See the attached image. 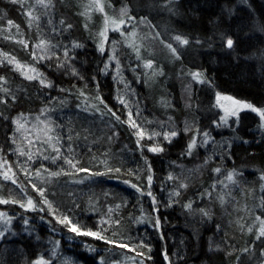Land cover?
Returning <instances> with one entry per match:
<instances>
[{"label":"rangeland","instance_id":"obj_1","mask_svg":"<svg viewBox=\"0 0 264 264\" xmlns=\"http://www.w3.org/2000/svg\"><path fill=\"white\" fill-rule=\"evenodd\" d=\"M251 1L256 0H229L231 5L228 9L230 13L242 9L250 12ZM34 3L36 10L43 7L38 0ZM21 9L25 10V13L31 11L33 15L27 0H23ZM121 10L115 13L114 20L117 23L122 19H117L122 17ZM105 19L106 16L104 27ZM108 20L107 39L101 37L104 52L97 48L98 67L102 70L99 68V71L103 74L110 71L115 76L126 72L138 82L137 70L123 65L118 55L123 40L117 32L123 30L129 22L124 19L126 22L120 25V30L112 31L116 24L111 23L112 20L109 18ZM9 21L12 20L8 5L5 0H0V61H3L0 62V77L4 78L0 80V102L6 104L5 108L10 107L2 122L0 165L6 166H0V173L7 172L9 176L14 173L17 178L13 183L11 180H4L0 175V199L15 200L25 206L31 199L35 205L31 209L44 212V227L48 232L41 231L42 239L37 242L34 239L35 229L29 223H24L27 220L25 217L32 216L26 214L25 217L21 215L12 217L3 207L0 208V213L4 214L0 215V232L4 235L0 236V245L2 241V244H5L13 237L16 232L13 226L15 224L16 230L24 235L20 238L22 242L33 239L32 245L27 248L33 264L40 258L46 264H139L141 260L143 264H148L144 259L153 243H161L162 246L159 248L161 260L154 261L155 264H192L187 263L169 247L162 231L155 226L157 219L152 215L151 198L153 193L156 194L162 189L157 181L152 190H149V184L141 176L139 162L128 173L122 174L123 169L115 171L119 168L114 167L113 160L123 147L115 134L113 116L108 112V109L114 112V108L95 88L92 82L94 73L86 74L78 80L61 79L63 84H57L52 89L54 94L51 98L44 100L34 93L35 85L42 86L39 79H26L16 64L7 63L4 58L5 54L8 58L15 57L20 65L25 66V70L35 69V72L28 71L29 75L40 73L48 83L47 74L40 68L43 59L38 58L44 53L36 47L41 38H35L30 42L27 35L20 30L17 31V28L13 27L14 23L9 25ZM168 38L169 42H176L173 36L169 35ZM228 38L234 42L230 35H224L223 46L227 50H233L234 44L231 49L226 47ZM21 40L28 45L27 48L19 43ZM113 56L115 59H110ZM5 66L9 67L7 71L4 69ZM199 79L204 80V77ZM9 80L12 81V88L16 86L14 92L8 86ZM190 85L191 82L183 94L184 106L187 109L182 119L177 120L172 114L161 118L164 133L177 132L176 136L167 139L166 144L168 147L166 159L173 173L165 177L166 184L169 179L168 184L172 186L165 195L175 196L174 193L185 195L187 191L186 195L191 201V208L180 205L172 208L174 220L186 217L191 221L193 228L202 225L206 232L210 223L217 226L229 242V247L226 245L225 248H217L224 250L226 264H264V237L257 238L260 221L256 219L257 217L264 219L262 179L264 165L251 163L236 153V148L238 151L242 147L245 148L251 137L264 146L262 121L256 113L244 109L239 111L238 116H229L227 124H221L220 117L225 115L224 108L231 109L233 106L231 101L226 100L219 102L223 107L217 106L215 92L213 100L218 110L217 117L198 126L191 114L187 113L190 106L188 101ZM30 91H33V94H30ZM219 93L221 96H230L235 100L251 103L227 93ZM101 99L103 104L100 103ZM255 106L264 108V101L262 105ZM17 121L23 125L19 131ZM81 123L83 128H80ZM213 126L223 128L226 134L215 135L211 130ZM95 133L98 135L96 141L99 144L94 145L91 150L95 153L94 156L92 153L87 154L84 156L85 159L75 162L72 157L73 147H82L84 137H90ZM205 133L208 135L205 136ZM163 137L165 138V134ZM193 139L197 143L189 152L188 145ZM154 141L152 139V142ZM149 144L147 150L151 148ZM56 149H59V154ZM163 150L165 151V148ZM29 156L32 158L29 159ZM69 159L75 167L66 163ZM50 173L59 175L53 176ZM93 173L106 175L97 176L92 175ZM230 173L233 175L231 181L228 180ZM192 177L194 179L190 181ZM203 177H207L208 180L201 183ZM33 184L44 190L43 196L33 188ZM166 184L163 182L164 189H168ZM94 200L96 208H90L88 205ZM123 205L128 208L125 215L120 211ZM65 216L69 218L71 224L82 226V232H99L103 238L96 239L93 236L71 232L69 230L71 224L59 222ZM123 226H127V230L122 229ZM205 231H202L204 235ZM193 232L196 233L194 229ZM111 235H115L117 241L114 242ZM194 235L192 239L204 237L196 234L194 238ZM245 249L248 251H244ZM140 253L143 255H139ZM165 253L168 256L167 260ZM196 254L202 256L201 245L196 246Z\"/></svg>","mask_w":264,"mask_h":264},{"label":"trees","instance_id":"obj_2","mask_svg":"<svg viewBox=\"0 0 264 264\" xmlns=\"http://www.w3.org/2000/svg\"><path fill=\"white\" fill-rule=\"evenodd\" d=\"M27 1L33 16L39 17L31 26L28 24L29 18L25 10L21 9L20 2L13 3L12 0H5V3L8 5L15 29L18 25L19 30L27 35L30 42L35 38L50 42V50L47 53L50 58L43 59L40 68L47 74V81L51 87L35 85L34 93L44 100L50 99L54 94L52 89L57 84H63L61 79L78 80L93 72L92 82L95 88L109 101L114 112L120 117L119 121L112 117L115 123V134L123 147L121 152L115 155L113 165L119 170L123 169L121 173L125 174L132 171L139 162L141 176L149 184V190H152L156 181L162 188L158 193H153L151 207L152 215L159 220L158 228L162 231L169 247L187 263L226 264L224 250L217 248H225L226 245L229 247V242L217 226L210 223L206 232L202 225L201 229L193 228L191 221L186 217L174 220L172 208L176 205L186 207L191 204V201L186 195L187 191L185 195H165L167 190L172 189V186L168 184L169 179L167 184L165 180L172 170L166 159L168 141L163 137L165 133L161 118L172 114L175 119H182L187 109L184 106L183 94L190 82L188 97L190 106L187 113L191 114L194 123L198 126L217 117L218 110L213 100L215 92L227 93L246 99L255 105H262L264 101V0L251 1L250 12L242 9L231 13L228 9L231 5L229 0H174L171 4H168L167 0H102L105 5L104 12L92 11L88 15L81 13L86 11L85 6L89 0H52L51 7H41L38 10L34 7L36 0ZM165 7H169L170 10ZM125 8L127 15L117 18L129 22L123 30L117 32L123 40L118 55L123 65L137 70L138 82L126 72L119 76H115L112 71V74L110 71L103 74L101 67H98L97 48L101 41L98 34L103 30L104 16L114 20L116 11ZM68 25L71 27L69 28ZM169 35L173 37L180 35L189 43L180 45L173 41L169 42ZM224 35H230L234 39L233 50L224 48L222 41ZM169 43L177 48L176 54L167 48L166 45ZM73 44H80L82 47H73ZM65 49L68 50L67 57ZM65 61V67H57ZM148 61L152 62L151 68L145 67ZM4 69L7 71L9 67L5 66ZM73 69L76 70V74H73ZM196 72L202 73L206 82L194 80L191 73ZM10 81L8 86L14 92L16 86L12 88V81ZM30 94H33V91H30ZM121 98L125 103L120 102ZM5 105L0 102L1 139L2 122L10 108H5ZM130 112L132 113L131 121ZM71 119H73L72 116ZM132 121L145 131V136L139 140V144L137 132L140 129L132 128ZM80 126V128L84 127L82 123ZM211 130L218 136L226 134L223 128L213 126ZM151 133L159 135L150 139ZM97 137L96 133L90 137H84L82 147H73L72 157L75 162L85 159L84 156L87 154L92 153L94 156L95 153L91 150L94 145L99 144L96 141ZM152 139L155 141L152 142ZM148 143H150L149 147L159 146L162 149L165 148V151L151 152L147 150ZM236 153L251 163L264 165V146H261V143L253 137L248 139V145L245 148L242 147L239 151L236 148ZM192 156L193 154L190 155ZM149 176L151 182H149ZM10 177L9 180L17 181L14 173ZM193 179L192 177L190 181ZM204 180L207 181L208 178L203 177L200 182L204 183ZM163 182L168 189H164ZM96 205L94 200L88 206L96 208ZM3 207L12 217L15 215L25 217L26 214L32 216L25 219L35 229L34 239L37 242L42 239L41 231L48 232L44 227L43 211L33 210L27 206L21 207V204L17 202L0 203V208ZM120 211L122 215H125L128 211L127 206L123 205ZM13 226L16 231L13 237L5 244L1 242L0 264H33L27 252L33 239L22 242L20 238L24 235L16 230L17 225L13 224ZM122 229L127 230V226H123ZM202 231L206 234L204 235ZM193 234H195L194 238L196 234L204 237L192 239ZM114 236L110 237L115 242L117 240ZM198 245H201L203 249L200 257L196 254ZM159 248H162L161 243H153L144 262L152 264L153 261L155 264L154 261L161 260Z\"/></svg>","mask_w":264,"mask_h":264},{"label":"snow or ice","instance_id":"obj_3","mask_svg":"<svg viewBox=\"0 0 264 264\" xmlns=\"http://www.w3.org/2000/svg\"><path fill=\"white\" fill-rule=\"evenodd\" d=\"M13 3H16V2H20L21 3V6L23 7V0H12ZM174 0H167V3L168 4H171L173 3ZM38 3L45 7V8H48V7H51V4H52V0H38ZM86 7V11L84 13H81L82 15H88L89 13H91L92 11H99V12H104V8H105V5L102 3V0H89V3L85 6ZM26 15L28 16V24L29 26H31L33 24V22L37 21L39 19V17H36V16H33L31 11L27 12ZM127 15V9H122L121 10V16H126ZM130 19V17H129ZM125 20L124 19H121L118 23L115 21V20H112L111 23L113 24H116V27L112 29V31H119L120 30V25H123L125 24ZM9 25H11L13 22L12 21H9L8 22ZM61 23H64L63 21H61ZM108 23H109V20L108 18L106 17L105 19V27L104 29L98 34L100 37H103L105 40L107 39L106 37V33L108 31ZM87 26V25H86ZM17 31H19V26L17 25ZM68 27L70 28L71 25H68ZM123 35V33H122ZM178 44L180 45H186L189 43V41L186 39V38H183L181 37L180 35H177L173 38ZM19 43H21L25 48H27V44L21 40L19 41ZM233 40L231 38H228L226 40V47L231 49L233 47ZM50 42L49 41H46L44 39H40L39 43L36 45L37 48H39L43 53L44 55L38 57L39 59H46V58H50L48 57L47 53L49 52L50 50ZM167 48L173 53V54H176L177 53V48L173 47V45L171 43L167 44L166 45ZM52 47H55V46H52ZM73 47H82V45L80 44H73ZM99 47V50L101 52H104V47H103V40L101 41L100 45H98ZM139 50L137 49V52ZM65 56L67 57L68 56V50L65 49ZM5 60L7 63H10V64H16L17 66V69L18 70H21V74L25 76L26 79L28 80H35V79H39L40 81V84L42 86H45V87H51V84L50 83H46L45 82V79L42 77V74L40 73H36L35 75H29L28 74V71H31V72H35V69L32 68V69H28V70H25V66L23 65H20L19 62H17L15 60V57H12V58H8L7 57V54H5ZM110 59H115V56L113 57H110ZM0 62H3V61H0ZM66 66V61L57 65V67H65ZM145 67L146 68H151L152 67V62L151 61H148L146 64H145ZM108 68V65L106 64L105 65V69ZM117 68H119V63L117 62ZM73 74H76V70L73 69ZM192 77L194 80H199V82L203 83V82H206L204 80H200L199 78L202 77V73H191ZM4 79L3 77H0V80ZM6 91V89H5ZM81 95H83V93L81 92ZM216 97H217V106H220V107H223V105H221L219 102L221 100H226V101H231L232 103V108L229 109V108H224V111H225V115L224 116H221L220 117V123L221 124H227L228 123V117L229 116H238V113L239 111L241 110H244V109H247V110H250L254 113H256L260 120L262 121L261 123V127H264V108H261V107H256L255 105L251 104V103H247V102H242V101H238V100H235L233 99L232 97L230 96H221V94L219 92H217L216 94ZM98 99H100L99 97H97ZM120 102L123 104L125 103L124 100L121 98ZM100 103L103 104V100L101 99L100 100ZM95 107V106H93ZM105 107H107L105 105ZM85 110H87V108H85ZM99 110V109H97ZM108 112L117 120L119 121L120 120V117L115 113L113 112L111 109H108ZM131 118H132V113L130 112L129 113V119L131 121ZM18 127H17V130L19 131L21 128H23V125L19 124V122L17 121L16 122ZM131 127L134 128V129H137L139 128L140 130L137 132V135L139 137L137 143L139 144V140L140 139H143L144 136H145V131L140 128L139 125H137L134 121L131 122ZM50 131V129H49ZM156 135H159L158 133H151L149 135V138L151 139L152 137L156 136ZM177 135V132L176 131H171L170 133H165V139H171V137H174ZM205 136H207L208 134L205 133L204 134ZM49 139H51V137H49ZM206 142V141H205ZM196 140L193 139L192 142L189 143L188 145V150L189 152H191V149L194 148L196 146ZM149 151L151 152H161L163 151L162 148H160L159 146H155V147H151L148 149ZM57 153L59 154V149H56ZM22 155L24 154L23 152L21 153ZM32 157L29 156V159H31ZM55 159V158H53ZM66 163H68L70 166L72 167H75V165L72 163V160H66ZM0 166H6V165H0ZM81 171H87L86 169H81ZM115 171L119 172V169H116ZM217 171H219V169H217ZM38 174V173H37ZM0 175L3 176V179L4 180H9L11 179V177L7 174V172H4V173H0ZM50 175H59V173H50ZM92 175H97V176H100V175H106V173H93ZM171 178V177H169ZM233 179V175L232 173L229 174L228 176V180H232ZM262 179H264V177H262ZM13 183H15L16 181L13 180L12 181ZM149 182H151V177L149 176ZM125 183H127V181H125ZM133 187H136L135 185H132ZM181 187H183V185H181ZM33 188L35 190H37L38 192H40V194L43 196L44 195V190L43 189H40V188H37V186L35 184H33ZM174 194H177V193H174ZM149 195H151V193H149ZM9 202H12V203H16L17 201L15 200H12V201H9V200H6V199H0V203H9ZM45 203H47V200L44 201ZM21 207H25L24 204H21ZM27 207H30V208H34L35 205L33 204V201L31 199H29L27 201ZM49 207H51V205H49ZM186 207L188 208H191V204H188L186 205ZM203 212V210H201ZM205 215H207V213H204ZM0 215H4L3 213H0ZM257 220L260 221V228H259V235H258V239L259 238H262L264 237V219H261V217H257L256 218ZM61 224H65V225H69L71 224V221L69 220V218L67 216H65L62 220L59 221ZM25 224L28 223L27 220L24 221ZM155 226H159V220L157 219L156 221V225ZM81 227H78L77 225L75 224H71V227H70V231L71 232H74L78 235H85V236H93L95 237L96 239H102L103 237L100 235L99 232H92V231H81ZM4 233L3 232H0V236H3ZM109 243H112V241H109ZM121 247H127V245H121ZM244 251H248L247 249H245ZM139 255H143V253H140ZM150 258V257H149ZM135 259V258H133ZM165 259L167 260L168 259V256L167 254L165 253ZM34 264H46V262L40 258L38 259L36 262H34ZM139 264H143V261H139Z\"/></svg>","mask_w":264,"mask_h":264}]
</instances>
